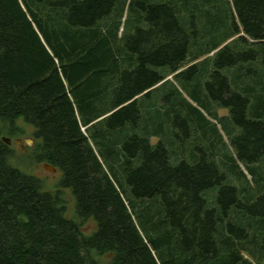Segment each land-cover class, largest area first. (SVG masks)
I'll return each instance as SVG.
<instances>
[{
    "label": "trees",
    "instance_id": "16d2710c",
    "mask_svg": "<svg viewBox=\"0 0 264 264\" xmlns=\"http://www.w3.org/2000/svg\"><path fill=\"white\" fill-rule=\"evenodd\" d=\"M202 30L217 42L191 55ZM211 53L206 95L239 128L230 160L254 186L243 171L233 185L213 143L193 164L137 136L113 149V131L139 120L140 97ZM191 109L204 137L206 118ZM18 120L34 129L33 160L60 170L54 192L10 164L2 137ZM263 156L264 0H0V264H264V172L251 167Z\"/></svg>",
    "mask_w": 264,
    "mask_h": 264
},
{
    "label": "rangeland",
    "instance_id": "374dc122",
    "mask_svg": "<svg viewBox=\"0 0 264 264\" xmlns=\"http://www.w3.org/2000/svg\"><path fill=\"white\" fill-rule=\"evenodd\" d=\"M135 18L136 14L130 12L126 22L127 30H132ZM109 23L111 22L106 20L101 24V27L105 29ZM227 23L223 29H218L215 34L217 40H221L225 33L232 29L231 22L228 21ZM207 31L209 32V28ZM130 34H133V32ZM215 41L207 35L204 36V30H202L201 36L191 37L189 53L194 56L199 55L207 47H211ZM213 53L199 58V64H197L193 72L186 71L183 75L174 78L173 76H169L167 78L168 81L165 80L160 83L148 96L140 97L137 100V107L140 112L139 120L134 124H126L124 127L113 131L115 132L113 137L117 139L115 147H113L115 152L118 148L121 149V144L128 137L137 136L147 138L151 146L161 143L167 150L172 163L183 160L188 164H193L206 153V150H208L207 146L210 147V143H213L214 160L218 164L221 163L219 164L221 169L226 171L233 185L240 188L241 183L245 181L243 178H238L239 171H243L247 175L249 186L253 184L246 172V167L237 162L239 168H234V162L230 160V157H233L230 145L231 138L239 134V128L235 127L232 123L228 109L212 102L206 95L204 84L209 79V74L213 69ZM185 65L187 64L185 63ZM166 69L162 67L156 70L160 73H165ZM234 72L233 68L221 70V74L227 76L229 79L233 77ZM107 104L103 103L104 106ZM191 106L202 112L206 118V120L197 119L199 124L206 128L207 133L204 137L202 131L199 129L195 135L197 126L191 120L196 117ZM148 113L152 116L151 123L148 122ZM105 128V125L102 124L96 130H104ZM210 132L217 134L212 135ZM4 133L3 137L9 138V147L13 151L9 161L10 164L26 174L39 178L43 182V189L45 191L54 192L61 180L62 174L60 170L56 169L53 172L47 171L43 168L42 163H37L33 160L31 149L37 143V140L33 137L34 129L22 120H18L14 126L6 125ZM106 154L107 151L102 150L100 156L104 161L105 167L108 168ZM131 165L132 167H136L138 160L134 161ZM121 166L125 168V162ZM251 167H254L258 173L264 172V156L258 163L251 165ZM63 192L64 199L67 202L65 217L74 219L75 206L73 196L70 190H63ZM259 208L257 207V210ZM95 229V223L90 219L84 223L81 231L85 235H90ZM99 260L101 264H106L109 257L103 256Z\"/></svg>",
    "mask_w": 264,
    "mask_h": 264
},
{
    "label": "water",
    "instance_id": "95a60500",
    "mask_svg": "<svg viewBox=\"0 0 264 264\" xmlns=\"http://www.w3.org/2000/svg\"><path fill=\"white\" fill-rule=\"evenodd\" d=\"M2 141H3L4 143H6L7 145H9V143H10L9 138H6V137H2ZM30 142H31V141H30ZM43 168H44L45 170H47V171H50V172H53V171L55 170L54 167L49 166V165H43Z\"/></svg>",
    "mask_w": 264,
    "mask_h": 264
},
{
    "label": "crops",
    "instance_id": "0c3cea01",
    "mask_svg": "<svg viewBox=\"0 0 264 264\" xmlns=\"http://www.w3.org/2000/svg\"><path fill=\"white\" fill-rule=\"evenodd\" d=\"M165 72H166V71H165ZM157 86H159V85H157ZM157 86H156V87H157ZM150 113H152V112H150ZM150 113H148V114H147V115H148L147 117H148V122H150V123H151L152 116H151V114H150Z\"/></svg>",
    "mask_w": 264,
    "mask_h": 264
}]
</instances>
